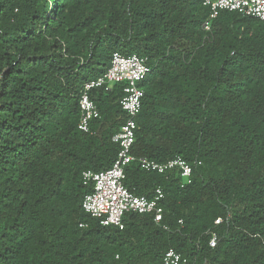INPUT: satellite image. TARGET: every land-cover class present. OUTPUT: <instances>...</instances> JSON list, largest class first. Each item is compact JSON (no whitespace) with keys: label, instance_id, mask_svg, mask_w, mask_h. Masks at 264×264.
<instances>
[{"label":"trees","instance_id":"1","mask_svg":"<svg viewBox=\"0 0 264 264\" xmlns=\"http://www.w3.org/2000/svg\"><path fill=\"white\" fill-rule=\"evenodd\" d=\"M203 2L0 0V264H162L169 249L185 264H264V21L211 19ZM116 53L148 68L133 154L192 168L183 185L129 165L124 187L160 188L162 219L128 213L122 229L81 203L83 173L120 149L123 85L93 90L99 119L77 129L83 85Z\"/></svg>","mask_w":264,"mask_h":264},{"label":"built area","instance_id":"2","mask_svg":"<svg viewBox=\"0 0 264 264\" xmlns=\"http://www.w3.org/2000/svg\"><path fill=\"white\" fill-rule=\"evenodd\" d=\"M203 5L210 11V18L214 19L219 12H236L246 17L264 21V0H204ZM207 24L204 25L206 27ZM148 73L145 60L136 56H122L118 53L112 56L110 65L103 76L86 82L79 94L78 131L90 132V125L99 119V112L91 100V93L95 89L110 87L113 84L123 85V97L120 108L126 116L124 124L114 136L113 141L120 144L110 168L100 172L86 171L83 173V184H92L93 191L86 195L81 203L82 210L90 217L99 220L102 226H115L122 229V218L125 214H151L155 223L162 219L161 202L163 192L157 188L150 198L139 197L124 187L125 170L135 164L140 170L148 173L164 174L170 170H177L183 185L191 182V165L180 157L158 163L133 154V144L137 129L136 119L141 109L143 91L141 83ZM219 220L215 221L218 224ZM216 235L212 234L209 246L213 248ZM174 250L169 249L163 256L162 264H185Z\"/></svg>","mask_w":264,"mask_h":264}]
</instances>
